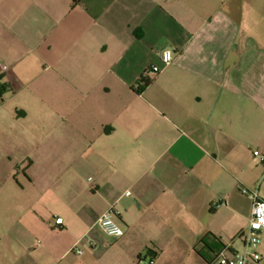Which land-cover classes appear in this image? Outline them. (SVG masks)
Instances as JSON below:
<instances>
[{
    "label": "crops",
    "instance_id": "1",
    "mask_svg": "<svg viewBox=\"0 0 264 264\" xmlns=\"http://www.w3.org/2000/svg\"><path fill=\"white\" fill-rule=\"evenodd\" d=\"M2 61L0 264L242 250L241 187L264 200V0H0Z\"/></svg>",
    "mask_w": 264,
    "mask_h": 264
},
{
    "label": "built area",
    "instance_id": "2",
    "mask_svg": "<svg viewBox=\"0 0 264 264\" xmlns=\"http://www.w3.org/2000/svg\"><path fill=\"white\" fill-rule=\"evenodd\" d=\"M173 52L165 50L161 54L162 67L152 66L144 76H151L158 74L163 67L169 66L173 61ZM10 66L7 62H0V85H2V76L9 70ZM254 156L259 157L264 163V154L260 151H254ZM242 195L248 196L252 199V214L249 221L248 228L240 236L242 243V250L238 252H231L228 248H223L216 256L215 264H257L261 261V255L258 251L260 245V234L264 232V200L260 197L257 189L251 190L246 187H241ZM126 195H130L129 192ZM223 203H218L221 205ZM118 212L115 207H109L99 218L98 226L108 236L119 238L123 235V229L119 224ZM57 225L62 224V219H56ZM90 248L95 247L94 241H88ZM72 252L77 255L82 254V250L78 246L72 248ZM139 264H147L142 260ZM151 264V263H149Z\"/></svg>",
    "mask_w": 264,
    "mask_h": 264
},
{
    "label": "trees",
    "instance_id": "3",
    "mask_svg": "<svg viewBox=\"0 0 264 264\" xmlns=\"http://www.w3.org/2000/svg\"><path fill=\"white\" fill-rule=\"evenodd\" d=\"M157 74L155 75H149V76H142L141 79H140V82L142 84V88H140V91L143 89V88H146L148 87L152 81H153V77L156 76ZM6 91V88L4 86H1L0 85V97L4 94V92Z\"/></svg>",
    "mask_w": 264,
    "mask_h": 264
}]
</instances>
